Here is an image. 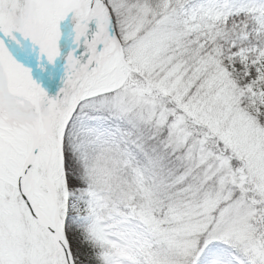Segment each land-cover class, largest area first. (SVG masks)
Here are the masks:
<instances>
[{
  "label": "snow or ice",
  "instance_id": "6c2138e0",
  "mask_svg": "<svg viewBox=\"0 0 264 264\" xmlns=\"http://www.w3.org/2000/svg\"><path fill=\"white\" fill-rule=\"evenodd\" d=\"M0 264H264V0H0Z\"/></svg>",
  "mask_w": 264,
  "mask_h": 264
}]
</instances>
